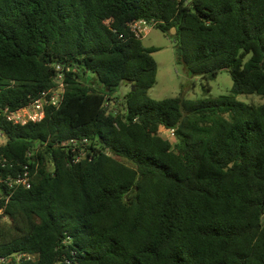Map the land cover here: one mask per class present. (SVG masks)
Listing matches in <instances>:
<instances>
[{
  "label": "trees",
  "instance_id": "trees-1",
  "mask_svg": "<svg viewBox=\"0 0 264 264\" xmlns=\"http://www.w3.org/2000/svg\"><path fill=\"white\" fill-rule=\"evenodd\" d=\"M138 20L172 36L190 76L227 71L232 95L151 99L155 49L130 31ZM57 67L59 106L7 122ZM244 94L264 99V0H0V177L27 170L29 183L0 189V257L264 264V105Z\"/></svg>",
  "mask_w": 264,
  "mask_h": 264
},
{
  "label": "rangeland",
  "instance_id": "rangeland-1",
  "mask_svg": "<svg viewBox=\"0 0 264 264\" xmlns=\"http://www.w3.org/2000/svg\"><path fill=\"white\" fill-rule=\"evenodd\" d=\"M174 33V31H173ZM146 48H154L152 57L157 66L156 84L148 90L147 95L153 100L179 97L184 100L214 99L220 96H231L232 80L227 71H221L215 79L208 82L198 76L187 74L183 66L176 61L175 44L171 35L163 34L156 28H150L141 39ZM129 86L122 83L112 97L111 109L122 108V97ZM234 100L246 105H264V99L255 94L234 95ZM161 133H165L161 131ZM165 136L167 134H164ZM169 139L173 137L167 135ZM4 135L0 133V144Z\"/></svg>",
  "mask_w": 264,
  "mask_h": 264
},
{
  "label": "built area",
  "instance_id": "built-area-1",
  "mask_svg": "<svg viewBox=\"0 0 264 264\" xmlns=\"http://www.w3.org/2000/svg\"><path fill=\"white\" fill-rule=\"evenodd\" d=\"M152 27L153 24L145 20H138L129 25L130 31L137 39H141L144 35H146V33H148V30ZM56 70L57 71L55 74L56 76L54 77L53 87L50 88L46 93H42L41 97L31 101V103L28 104L27 106H24L16 110L15 112L6 114L5 120L7 122H10L14 125H25L30 122L37 123L44 118L46 107L59 106L62 99V94L64 92L65 83L61 68L57 67ZM161 131H164L167 135L173 137L174 133L172 129L161 130ZM83 142L86 141L84 140ZM69 145L74 147L76 145V141L71 140ZM76 159H79V156ZM27 175H28L27 170H25L24 173L13 182L12 181L9 182L10 181L9 177H7L5 180H2V178L0 177V189H2V186H7L8 188H11L12 184L22 185L25 188H29ZM8 198L9 197H6V201L8 200ZM19 257L20 256H18V258ZM7 262L8 261H6L4 258L0 257V264H6Z\"/></svg>",
  "mask_w": 264,
  "mask_h": 264
},
{
  "label": "water",
  "instance_id": "water-1",
  "mask_svg": "<svg viewBox=\"0 0 264 264\" xmlns=\"http://www.w3.org/2000/svg\"><path fill=\"white\" fill-rule=\"evenodd\" d=\"M134 90V87L132 86V91Z\"/></svg>",
  "mask_w": 264,
  "mask_h": 264
}]
</instances>
